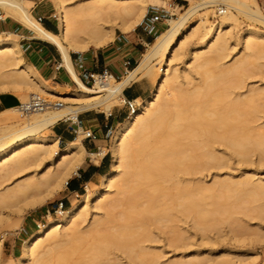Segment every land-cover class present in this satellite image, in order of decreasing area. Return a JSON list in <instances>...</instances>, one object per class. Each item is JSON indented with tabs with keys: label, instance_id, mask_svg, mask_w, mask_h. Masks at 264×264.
Listing matches in <instances>:
<instances>
[{
	"label": "bare ground",
	"instance_id": "obj_1",
	"mask_svg": "<svg viewBox=\"0 0 264 264\" xmlns=\"http://www.w3.org/2000/svg\"><path fill=\"white\" fill-rule=\"evenodd\" d=\"M151 1L83 0L69 4L68 0H53L59 33L52 34L31 17L33 3L29 0H0V7L5 9L3 18L10 11L15 12L37 37L59 48L63 65L78 84L77 98L57 96L55 87L24 61L19 38H2L0 34V91L22 89L78 102L74 103L76 106L69 102L59 108L50 107L19 126L5 122L6 113L23 114L19 107L9 108L0 115V179L35 168L29 179L17 184V191L21 193L38 184L47 185L49 193H53L67 183L66 177L75 172L85 157L99 163L106 153L105 149L100 154L86 153L81 139L60 149L58 139L43 135L42 131L60 120L76 118L86 110L101 107L109 113L115 104L123 102L124 87L151 76L155 69L159 71L152 94L147 99L136 100L139 109L115 131L111 144L112 167L102 177L101 186L94 190L88 188L80 200L59 210L58 218L50 215L48 222L24 242L18 264H51L54 259L55 264H122L118 257L115 263L107 259L113 248L137 264H158L155 258L138 260L139 250L144 249L140 241L146 235V228L132 226L131 219L154 218L160 222L170 219V210L178 209L193 214V224L207 233L215 225L207 222L203 209L215 192L229 191L236 201L242 196L264 198V177L257 183L253 176L232 182L215 176L211 185L204 180L205 172L211 175L212 169L222 170L229 165L228 156L224 152L218 154L217 143L231 150L239 164L248 160L251 150H258L259 163L264 162V135L238 126L249 120L246 108H251L250 117L257 111L253 105L257 97L264 96V89L253 88L249 100L237 98L235 103L224 94V85L254 65L252 57L264 56V32L247 29L240 37L242 47L232 58L233 64L226 66L222 62L229 55L231 21L240 15L264 26V12L257 0H187L189 7L177 18L172 14L167 19L169 28L148 44L139 64L121 80L112 78L90 87L75 73L71 51L106 46L115 39L116 29L125 33L132 31L143 19ZM214 10L224 13L219 21L211 23L210 12ZM193 17L197 20L190 23ZM190 36L197 37L198 43L189 49L179 67L175 61L184 55L185 41ZM191 71L200 77L199 83H194ZM189 85L191 89L187 88ZM211 106L214 108L210 109ZM221 129L223 133L218 132ZM185 139L188 141L184 142ZM157 180L171 182L169 186H159L166 192L152 196L140 188L145 182ZM115 187L117 194L112 197ZM243 187L249 188L244 191ZM122 207L120 215L114 216L112 211ZM90 212H93L91 229L82 233L80 225L87 221ZM171 232L175 234V229ZM181 239L173 237L175 243ZM87 240L93 247L88 250V260H84L83 244ZM45 244L48 248L43 250ZM76 254H80V260L72 263ZM172 264H206V259L196 256Z\"/></svg>",
	"mask_w": 264,
	"mask_h": 264
},
{
	"label": "rangeland",
	"instance_id": "obj_2",
	"mask_svg": "<svg viewBox=\"0 0 264 264\" xmlns=\"http://www.w3.org/2000/svg\"><path fill=\"white\" fill-rule=\"evenodd\" d=\"M33 1H35V4L31 5V9L32 14L36 19L37 16L39 14H43V12L56 16V8L53 0ZM76 1L80 2L83 0H68V3L74 4L77 3ZM257 2L264 12V0H257ZM38 4L39 7H37ZM150 7H152L153 9L151 10ZM188 7L189 2L187 0H152L151 4L148 5L147 11L141 22L144 19L146 21L153 22L151 18L152 15H161L162 20L156 22L154 25H151L152 28L160 29V34L161 32L169 28L167 19L171 18L172 14H174V17L177 18L178 15L180 13H183L184 10ZM210 13L211 23H216L220 20L221 15H219V13H217L215 10L213 13L218 16L213 17V13ZM54 20L57 23V17H55ZM196 20L197 17H193L190 20V23H195ZM141 22L139 23V25L141 24ZM136 27H134V29ZM249 28L255 29L259 32H264L263 25L252 22L244 16L238 15L236 21H231V27L228 35L229 55L222 61L226 64V66H230L233 64L232 58H234L236 53H238V51H240L242 47L241 45H239L240 37ZM116 32L117 34L122 33L118 29H116ZM1 37L6 38L8 36L1 35ZM197 43L198 38L192 36H190L185 41L184 55L175 61L179 67L183 65V61L186 59L189 49L197 45ZM147 49L148 44L144 48L143 54ZM251 60L254 62V65L249 66L246 71L236 75V77L231 82H228L226 85H224L225 96L228 99H234V103L235 101H238L236 100L237 98L239 100L242 99L241 101L249 100L252 96L250 90L253 88L264 89V56L262 58L252 57ZM157 70L158 69H155L153 74L146 78H150L155 83L159 73V71ZM191 72L193 73L192 76L194 79V83H199L200 77L193 71ZM52 86L55 87L54 89L56 95L59 97H62L64 99H67L69 97L77 98L75 96L76 90H69L65 87L62 88L57 85ZM187 88L191 89L192 86L189 85L187 86ZM1 93L17 96L19 98L18 104L28 101L31 94H33L31 93V91L14 88L7 91H0V94ZM211 93L216 94V91H213ZM37 94H41L51 101H61L63 102V104L68 105L71 103V106H76L74 105V103L78 104L77 101L70 102L69 100L65 101L64 99L51 97L42 93ZM224 102L222 103L226 105L228 104ZM119 103L115 104L113 107H121L126 112L127 109L124 106L123 102L120 101ZM18 104H16L15 106H18ZM254 104L255 105L253 106L257 111L253 113L252 117H250L251 114H249L248 111L251 110V108H246L245 111L248 113L247 117L249 118V120L245 123H241V125L238 124V126L248 128L252 133L257 132L260 135H264V96L257 97V100L255 99ZM212 107L213 106H211L210 109H212ZM50 109L54 108L52 107ZM102 109L103 108L99 107L90 110L104 111V109ZM2 112L3 111H0V115L4 114ZM36 114L37 113H31L25 115L21 114V112H18L14 114V117L13 114L6 113L5 116L7 120L5 122H8L13 126H19L32 119L34 116H36ZM128 116L129 115L127 114V117ZM116 128L113 130L109 139L108 148L112 154V158L114 154L111 150V144ZM222 131V129L218 130L219 133H223ZM41 134L51 137L53 136L49 131H42ZM84 138L85 135L81 133L80 139ZM187 141L188 139L184 140V142ZM60 148L63 147L60 146ZM215 148L219 151V155L224 152L228 156L230 161L228 167L222 170L212 169L210 171L211 175H209L207 172L204 173V180L207 182V185H211L213 183V177L215 176H220L224 179L227 178V180H229L228 182L236 180L242 181L246 176H253L255 183L260 182L259 180L263 179L264 162L259 163L261 154L258 150H251L252 152L249 153L248 160L239 164L231 150L226 149L219 143L215 144ZM104 149L106 152L107 149ZM262 157L264 159V156ZM34 170V167H29L26 168L25 171L22 170L23 172L20 171L21 173L18 172L17 174L12 175V177H9V179H0V239H3L1 246L2 264H18V260L22 253L23 244H25L24 242L34 231L40 229L46 222H48L50 215L54 218H58L59 214L56 212L55 208L61 201H64L65 203L64 195L67 194V186L65 183L63 184V187L61 189H58L53 193H49L48 186L44 184H40V186L39 184L38 186L34 185V188L30 189L26 193L17 191V184L22 181L24 182L26 179H29V176H31L29 174ZM73 174L74 173H71L68 177H66L65 180L69 181ZM200 177L202 176L199 175V178ZM161 185L163 187L169 186L171 185V182L163 183L161 180L153 181L151 183L145 182L140 186V188L142 190L149 191L152 196H158L162 194V192H166V190L159 189V186ZM100 186L101 184H99L98 186L92 185L91 189H98ZM248 188L249 187H243V190L245 191ZM12 189L17 192V196L16 194L14 195L15 192ZM113 190L114 192L111 196L115 197L117 194V188L115 187ZM85 192L86 190H84V192L80 196H73L71 199L73 202L72 204H74L77 200H80L81 196ZM5 196L7 197L5 198ZM142 200H144V198ZM72 204L67 206L65 203V208L70 207ZM122 210L123 207L118 208L117 210H113L112 213H114V216L118 217ZM91 213L93 212H90L87 217V221L83 222L80 225V232L85 233L91 229ZM203 214L206 219L208 218V223L215 225V227L208 230L207 233H203L193 224V214H191L190 212H181L178 209L170 210V219L168 220L164 218L160 222L155 220L154 218H150L149 220L140 218L131 219L132 226L139 227L143 225L146 228V235L145 237H142L140 241V245L144 249L139 250L138 260L147 261L151 258H155L158 264H172L177 260H188L195 258L196 256H200L201 258L206 259V264H264V198L242 196L240 200L236 201L233 193L229 191H218L215 192L210 199H208V204L203 209ZM172 228L173 230L175 229L176 235L171 232L173 231L171 230ZM174 236L182 237L183 239L175 243L173 240ZM92 247L93 246L91 241L87 240L86 242H84V260H88V250H90ZM47 248V244L42 247L43 250H46ZM106 257L111 263H115L118 257L121 260L122 264H137L135 260L127 257V255L122 251L115 250L114 248L111 249L110 253ZM79 260L80 254H76L72 258V263H77L79 262ZM52 262L55 264V259L52 260ZM52 262L51 264H53Z\"/></svg>",
	"mask_w": 264,
	"mask_h": 264
},
{
	"label": "crops",
	"instance_id": "obj_3",
	"mask_svg": "<svg viewBox=\"0 0 264 264\" xmlns=\"http://www.w3.org/2000/svg\"><path fill=\"white\" fill-rule=\"evenodd\" d=\"M35 4V1L29 0ZM37 4V3H36ZM39 7V4L38 6ZM36 7V8H37ZM152 10L153 8L150 7ZM5 9L0 7V34L18 39L24 61L32 65L44 80L52 85H57L69 90H78V84L73 79L68 68L63 65V57L59 48L52 42L39 38L13 11L4 18L2 14ZM31 17L38 22L42 28L52 34L59 33L55 15L39 14L44 21L39 22L32 14ZM154 22L145 19L133 31L122 32L115 35V39L106 46L90 48L84 52H70L72 67L80 80L89 86L88 74L100 72L108 68L115 80L124 78L130 70L134 69L143 55L147 44H151L158 36L160 29L152 28ZM123 89V96L131 100H143L148 98L154 89V82L150 78H143L131 82ZM19 98L6 93L0 94V111L18 107ZM18 104V106H15ZM128 111L121 107H113L109 113L105 111L86 110L80 112L76 118L63 119L44 131L52 133L51 138L58 139V146L67 147L72 142L80 139L81 133L90 130L98 138L96 140L81 139L86 153L100 154L102 149L107 151L101 156L99 163L92 162L86 157L81 165L75 170L68 181L67 194L64 195L67 206L72 204V197L81 195L84 190L91 189L92 185L98 186L112 167V154L109 150V139L113 130L121 125L127 118ZM116 128V130L119 128ZM73 128V130L71 129ZM47 136V135H46ZM61 149V148H60Z\"/></svg>",
	"mask_w": 264,
	"mask_h": 264
},
{
	"label": "built area",
	"instance_id": "obj_4",
	"mask_svg": "<svg viewBox=\"0 0 264 264\" xmlns=\"http://www.w3.org/2000/svg\"><path fill=\"white\" fill-rule=\"evenodd\" d=\"M218 13L219 15H221L224 12H221L219 10ZM151 18L154 23L162 20V16L159 14H154L151 16ZM37 20L42 23L44 21V18L42 16H39ZM112 78H115V76L108 68H104L100 72H90L88 74V80H89L88 85L90 87H93L97 82H106ZM123 104L128 111V115L133 114L135 111L139 109V105L136 103V100L127 99L124 97ZM62 106H63V102L61 101H51L48 98L42 96L41 94L34 93L31 94L28 101L21 102L18 107L20 108L23 114H30V113L44 112L50 107L59 108ZM71 129L73 130V128ZM83 134L85 135L86 139L96 140L98 138V136L90 130L84 131ZM68 183L69 182L67 181L66 186H68ZM63 209H65V203L64 201H61L60 203L57 204L55 210L56 212H58L59 210H63Z\"/></svg>",
	"mask_w": 264,
	"mask_h": 264
}]
</instances>
